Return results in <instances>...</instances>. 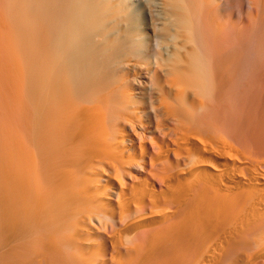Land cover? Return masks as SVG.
Instances as JSON below:
<instances>
[{
  "label": "bare ground",
  "instance_id": "bare-ground-1",
  "mask_svg": "<svg viewBox=\"0 0 264 264\" xmlns=\"http://www.w3.org/2000/svg\"><path fill=\"white\" fill-rule=\"evenodd\" d=\"M0 264H264V0H0Z\"/></svg>",
  "mask_w": 264,
  "mask_h": 264
}]
</instances>
